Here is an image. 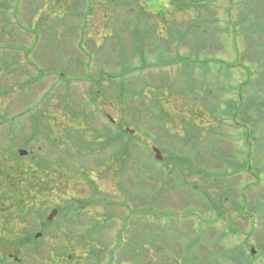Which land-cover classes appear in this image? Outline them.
Segmentation results:
<instances>
[{
    "label": "rangeland",
    "instance_id": "rangeland-1",
    "mask_svg": "<svg viewBox=\"0 0 264 264\" xmlns=\"http://www.w3.org/2000/svg\"><path fill=\"white\" fill-rule=\"evenodd\" d=\"M9 1L13 30L6 34L9 27L0 21V37L15 45L8 44V49L16 50L20 45L27 53L24 58L19 51L0 49V56L4 55L1 60L5 61L3 65L0 60V150H4L0 162L5 169L10 173L15 171L10 167L18 165L21 172L37 167L45 174L43 170L48 168L52 175L54 163L63 158L65 181L41 184L48 190L41 197L51 207L67 201L73 208L76 200L92 198L91 185L99 195L101 191L108 194L115 214L107 220V228L96 230L98 240L106 246L101 264L109 262V252L121 235L124 241L128 237L123 231L118 238L122 217L127 213L130 216L128 210L139 204V198L129 199L127 206L116 202L127 199L119 185H127L137 176L133 171L139 175L141 189L146 190L143 205L148 210L147 219L154 211L178 213L183 222L198 218L196 234L207 226L213 233L202 236L198 247L239 244L246 254L253 247L256 261L252 264H264V121L259 123L264 118V51L258 50L264 41L256 42L255 49L250 44L255 40L252 38L242 52L247 36H240L238 29L228 32L222 24L226 8H238L248 16L252 5L263 6L259 14L264 16V0H202L201 5L211 10L196 13L202 22L192 12L194 5L193 9L178 8L164 15L167 8H160L169 6L172 0H154L157 13L149 10L154 9L152 0ZM141 6L145 9L139 11ZM243 28L245 34L249 32L248 24ZM199 32L203 34L196 35ZM237 49L241 56L237 57ZM231 100L237 104L242 101L244 107H259L260 113L253 108L248 114L237 112L235 116L227 105ZM88 114L93 116L91 120ZM223 118L225 121H219ZM229 121L238 126H229ZM120 130L135 135L131 139L117 137ZM126 140L131 151L133 143H138L141 156L135 167L132 159L125 161L126 173H122L117 163L110 165L105 159L116 154ZM151 143L164 157L153 164L154 168L149 162L153 160L148 147ZM186 148L193 155L186 153ZM19 149L27 153L19 156ZM9 176L22 180L16 172ZM24 181L31 182V174ZM20 188L24 191L25 185ZM5 190L11 192L8 185ZM100 205L97 201L80 212L76 210L80 215L71 209L74 222L69 216L65 222L57 221L60 227L68 228L72 236L69 245L78 255L84 252L79 239L83 236L76 233L87 230L79 224H85L89 216L95 218L86 221L91 229L98 223L96 219L104 221L97 215L105 209ZM3 207L6 220L18 223L19 234L25 223L19 225L17 218L8 216L18 212L14 200L5 199ZM41 212L37 208L32 211ZM217 218L228 220L226 230L222 229L226 227L222 220L215 223ZM26 219L39 228L37 216ZM193 222L196 224V220ZM53 231L49 227L46 234ZM221 233L222 239L217 242L216 236ZM61 242L65 244L64 236ZM59 246L58 239L46 235L38 245L41 257L21 249V262L53 264L49 256ZM85 260L81 262L87 264ZM2 261L15 264L10 259Z\"/></svg>",
    "mask_w": 264,
    "mask_h": 264
},
{
    "label": "trees",
    "instance_id": "trees-1",
    "mask_svg": "<svg viewBox=\"0 0 264 264\" xmlns=\"http://www.w3.org/2000/svg\"><path fill=\"white\" fill-rule=\"evenodd\" d=\"M5 0H0V21H4L7 24L8 29H6V34L10 35L11 25L8 20V17L6 16L7 11H5ZM202 1V0H201ZM157 4V3H156ZM184 5L190 6L188 2H185V0H172L170 2V6L167 7L166 13L164 15H171L173 14V10L175 8H182ZM196 11H211L210 9L206 7H201ZM142 9H145L144 7H140L141 11ZM165 9V8H161ZM152 12H156V10H151ZM214 12V11H212ZM141 13V12H140ZM197 19L199 22H202V17L196 14ZM247 15H244V18ZM212 17V16H211ZM242 20V18H241ZM200 27V26H199ZM240 35L244 32V28L240 27L238 28ZM204 32V31H203ZM169 34V33H168ZM202 32H199L201 35ZM170 35V34H169ZM178 35V34H177ZM170 37V36H169ZM11 45L10 43L4 42L2 38L0 37V45L5 46L6 51H11L7 48V46ZM1 60V57H0ZM3 61V60H1ZM3 65L5 64V61L2 62ZM10 63V62H9ZM264 106L261 107L263 109ZM120 135L127 136L129 139L132 138L131 135L124 132V130L118 131L117 137ZM130 143V141H128ZM122 145L118 146L116 154H113L111 156V159L117 163L119 171L122 173H126V169L124 168L125 161L129 162L130 159H132L131 162L134 163L138 162L137 158L141 156L138 151V143L131 142L134 144V149L131 151L128 148L127 140L125 142H121ZM130 143V144H131ZM132 146V144H131ZM137 160V161H134ZM112 161V162H113ZM172 161V160H171ZM153 167V164L155 162L153 160L150 161ZM111 165V163H110ZM133 167V168H134ZM154 168V167H153ZM134 169H132L133 171ZM154 173H157V170ZM135 174L134 178L132 175ZM131 177V181L124 186L119 185V190L123 191L126 195V200H123L122 203H124L126 206L128 205L129 199L133 198H139V204L135 206L133 209H129L130 216L128 213L122 217V230L119 231V235L122 234L123 231H126L128 233V237L125 239V241L122 239V235L119 240H117L116 244L114 245L115 248L111 249L109 254V262L107 264H252L254 263L255 256H251V254H246L243 251V248L241 245H234L232 247H216L212 249H208L206 247H198L197 243L200 242V239L202 236L207 237L208 235H212L213 233L209 230V227H205L199 234H196L194 228H193V222L189 221L182 222L177 224V220H174L171 218L170 215H168V219L166 222H163V219L156 218L153 220H157L156 222H152L150 219L147 222L146 219V212L147 209L143 205V201L145 198H143L146 194L145 189H141L142 184L140 183L139 175L133 171ZM152 178V174H151ZM23 182V181H20ZM151 183L149 184V186ZM93 185H91L92 188ZM147 186V185H146ZM16 190L19 191L21 188L18 185V183L15 186ZM157 186H155L156 188ZM93 189V197L87 200H76V205L71 208L69 207V204L66 202L63 207L59 209V215L62 217V219L65 222L66 218L71 217L72 222L76 220L74 218V215L72 214V211L74 213H77V215H80V211L85 209L91 204H97V201H101L100 206H104V212L102 214H97L98 217L103 216L104 221H99L101 224H93V227L91 229V224H89L90 229L87 232V236L84 237V235H81L83 237H80V246L82 247L83 254L78 255L75 247L70 246V238L72 239V236L65 232V245H60L58 247L59 252L57 253V258H53L52 262L54 264H63L65 262L64 260L68 261V264H84L83 261L81 262L82 258H86L85 262L87 264H101V257L105 251V244L98 240V235L96 230L99 227V229L107 228V220L111 219L115 212L112 209V205L110 202H106V199L110 198L108 194L104 195L101 191V195L98 194V190L96 188ZM97 194V195H96ZM96 196V198H95ZM151 197H153L151 195ZM154 198V197H153ZM152 198V199H153ZM118 205V204H117ZM233 207V206H232ZM71 209H74L71 211ZM32 207H28V210L22 211V213H32ZM76 210H79V212H76ZM187 213V212H186ZM162 214H170L165 213L164 211H161L159 215L162 216ZM133 215L135 216L133 218ZM69 216V217H68ZM94 218L88 217L85 220V223L87 220H90ZM68 227V226H67ZM225 229V228H222ZM107 230V229H106ZM218 232V231H217ZM223 232V231H222ZM193 233V236L191 235ZM89 234V235H88ZM54 239H60L61 236L59 235H52ZM223 234H219L216 236L217 242H220L222 239ZM89 240H85V239ZM124 241V242H123ZM99 242V243H98ZM39 243V241H38ZM61 243V241H59ZM20 244V243H19ZM24 245V244H22ZM74 249L72 252H69L68 249ZM179 248V249H177ZM30 250L35 256L41 257L39 254L40 247H26L25 251ZM26 251V252H27ZM118 252L119 254L115 257L114 254ZM167 257V258H164ZM35 259V258H34ZM221 261V262H220ZM19 264H22V262H19Z\"/></svg>",
    "mask_w": 264,
    "mask_h": 264
},
{
    "label": "flooded vegetation",
    "instance_id": "flooded-vegetation-1",
    "mask_svg": "<svg viewBox=\"0 0 264 264\" xmlns=\"http://www.w3.org/2000/svg\"><path fill=\"white\" fill-rule=\"evenodd\" d=\"M3 153L4 150H0V158L4 160L3 158ZM1 164L3 165L1 167ZM49 166V164H48ZM43 167H47V165H42L41 168ZM46 173H41L38 171V168L36 167V169H33L32 171V180H33V184H34V192L36 193V195L38 196V199L34 200V206L35 207H43L48 209L46 213H48L51 209L56 208L58 206H50V204L47 202V200L43 197H41V193L45 194L47 193V189L44 190L42 187V183H45V185H50L51 183H53L54 181H56V184L58 185L60 182L65 181V162L62 163V173L60 175L59 170L56 169L54 170L53 168H51L52 171V175L49 174L48 170H43ZM50 171V169H49ZM54 177V180L51 181V179ZM13 181V178H10L9 175L5 174V167H4V162H0V236H3L5 238H8L10 240H12L11 238V234H17L18 233V225L17 226H13L10 225L9 222L6 221V217H5V209L3 207V201L6 199V190H5V186L7 183ZM48 188V187H47ZM31 192V191H30ZM16 194V193H15ZM11 197H13L12 195H10ZM31 197L35 196V194L33 192H31L30 194ZM58 210V209H57ZM15 218L20 219L21 215H16ZM57 218V217H56ZM25 223L26 226H24L23 229L20 230L19 234H22L21 236H19V242L23 243L25 241V236L24 234H35L37 232H40L41 234H43L46 231V228L48 227L47 224L45 223H41L40 225H38V229L34 228L32 225V222L29 224V221H27L26 219H22V221L19 223L20 224ZM21 224V225H22ZM30 227V228H29ZM55 232L59 233V234H65V227H56L55 228ZM9 235V236H8ZM13 242L15 241L14 239L12 240ZM26 245H31V244H26ZM20 248V254H21V247ZM19 254V257H20ZM15 255L14 251H12L10 254H7V258H12Z\"/></svg>",
    "mask_w": 264,
    "mask_h": 264
},
{
    "label": "water",
    "instance_id": "water-1",
    "mask_svg": "<svg viewBox=\"0 0 264 264\" xmlns=\"http://www.w3.org/2000/svg\"><path fill=\"white\" fill-rule=\"evenodd\" d=\"M152 150L155 152V158L156 159H161V155L160 152L153 147ZM19 153L21 155L25 154L26 152L23 150H20ZM56 214V210L51 211V213L49 214L47 220H51L53 218V216H55ZM39 235H36V237ZM0 251H2L3 253H10L11 251H15L16 254H18L19 250L17 247H15L13 245V243L5 238L0 237Z\"/></svg>",
    "mask_w": 264,
    "mask_h": 264
}]
</instances>
